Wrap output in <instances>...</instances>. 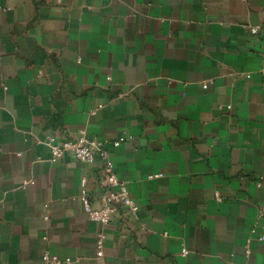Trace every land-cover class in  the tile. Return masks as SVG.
<instances>
[{
    "label": "crops",
    "instance_id": "1",
    "mask_svg": "<svg viewBox=\"0 0 264 264\" xmlns=\"http://www.w3.org/2000/svg\"><path fill=\"white\" fill-rule=\"evenodd\" d=\"M254 26L264 0H0V264H264ZM79 133L131 137L110 151L136 212L88 220L100 165L46 145Z\"/></svg>",
    "mask_w": 264,
    "mask_h": 264
},
{
    "label": "built area",
    "instance_id": "2",
    "mask_svg": "<svg viewBox=\"0 0 264 264\" xmlns=\"http://www.w3.org/2000/svg\"><path fill=\"white\" fill-rule=\"evenodd\" d=\"M251 35L264 34V29L260 26L250 27ZM260 75L264 80V63L260 68ZM207 85L204 84L205 88ZM230 108V106H228ZM96 110L91 114H95ZM129 135H121L116 141L107 142L96 138H87L84 133H79L75 138L59 139L56 136H49L46 139V145L49 148L51 161H58L66 154H70L79 162L86 164L98 163L101 168V186L103 189L102 205L95 208L91 205L88 199L86 189V180L80 181L79 200L82 204L83 210L89 221L98 222L103 225H108L118 218L119 209L126 210V213H134L137 211V205L127 188L125 181L118 178L114 162L112 160L110 147L116 149L122 142L130 140ZM26 185V182L23 183ZM260 187L261 183H257ZM42 239L45 241L46 237ZM260 241H264V226L261 227ZM96 255L101 257L104 248V235L99 234L95 241ZM249 254L248 248L246 255ZM182 255L186 256L187 251L184 249ZM43 264H71L68 258L62 259L55 255L46 252L42 256Z\"/></svg>",
    "mask_w": 264,
    "mask_h": 264
}]
</instances>
